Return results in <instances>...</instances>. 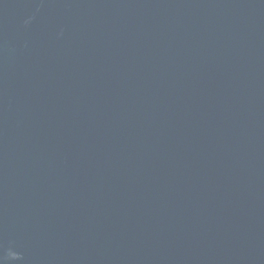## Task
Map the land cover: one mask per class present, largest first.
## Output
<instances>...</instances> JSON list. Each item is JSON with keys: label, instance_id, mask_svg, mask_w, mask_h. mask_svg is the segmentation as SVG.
<instances>
[{"label": "water", "instance_id": "obj_1", "mask_svg": "<svg viewBox=\"0 0 264 264\" xmlns=\"http://www.w3.org/2000/svg\"><path fill=\"white\" fill-rule=\"evenodd\" d=\"M0 264H264V0H0Z\"/></svg>", "mask_w": 264, "mask_h": 264}]
</instances>
